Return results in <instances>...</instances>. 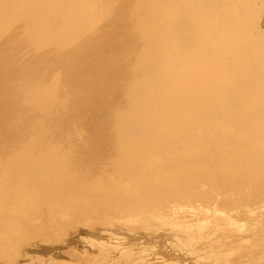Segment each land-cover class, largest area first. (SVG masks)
Instances as JSON below:
<instances>
[{
  "label": "bare ground",
  "instance_id": "bare-ground-1",
  "mask_svg": "<svg viewBox=\"0 0 264 264\" xmlns=\"http://www.w3.org/2000/svg\"><path fill=\"white\" fill-rule=\"evenodd\" d=\"M0 264H264V0H0Z\"/></svg>",
  "mask_w": 264,
  "mask_h": 264
}]
</instances>
